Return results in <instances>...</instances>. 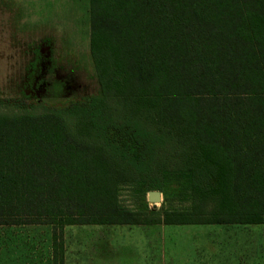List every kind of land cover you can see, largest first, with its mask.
<instances>
[{"label": "trees", "instance_id": "1", "mask_svg": "<svg viewBox=\"0 0 264 264\" xmlns=\"http://www.w3.org/2000/svg\"><path fill=\"white\" fill-rule=\"evenodd\" d=\"M89 15L100 95L0 114V225H52L54 264L69 224L264 230V0H89ZM165 175L187 210L121 205L124 185L168 198Z\"/></svg>", "mask_w": 264, "mask_h": 264}, {"label": "rangeland", "instance_id": "2", "mask_svg": "<svg viewBox=\"0 0 264 264\" xmlns=\"http://www.w3.org/2000/svg\"><path fill=\"white\" fill-rule=\"evenodd\" d=\"M38 1L0 0V114L68 112L75 103L100 95L88 24L79 31H61L60 22L44 25L33 17L39 10L37 2L51 18L63 21L76 11L84 19L89 0ZM161 178L172 181L165 189L168 198L162 192V201L155 205L148 200V192H143L146 185H124L119 190L121 205L155 220L187 210L191 200L176 177ZM65 230L67 234L77 231L69 226ZM52 232L50 224L0 225V264H49Z\"/></svg>", "mask_w": 264, "mask_h": 264}, {"label": "crops", "instance_id": "3", "mask_svg": "<svg viewBox=\"0 0 264 264\" xmlns=\"http://www.w3.org/2000/svg\"><path fill=\"white\" fill-rule=\"evenodd\" d=\"M36 7L33 17L44 25L58 21L61 31L75 32L88 24L90 31L89 12L82 19L75 11L62 21L46 16L40 3ZM68 226L77 231L67 234ZM88 227L100 230L78 231ZM63 242L64 264H264L259 223L69 224ZM49 264H54L53 243Z\"/></svg>", "mask_w": 264, "mask_h": 264}, {"label": "water", "instance_id": "4", "mask_svg": "<svg viewBox=\"0 0 264 264\" xmlns=\"http://www.w3.org/2000/svg\"><path fill=\"white\" fill-rule=\"evenodd\" d=\"M148 200L155 205L162 201V192L160 190H150L148 192Z\"/></svg>", "mask_w": 264, "mask_h": 264}]
</instances>
